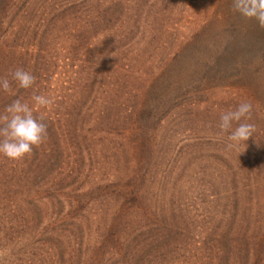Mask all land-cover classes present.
<instances>
[{
	"label": "rangeland",
	"instance_id": "374dc122",
	"mask_svg": "<svg viewBox=\"0 0 264 264\" xmlns=\"http://www.w3.org/2000/svg\"><path fill=\"white\" fill-rule=\"evenodd\" d=\"M49 2L12 0L11 15L15 18L16 25L21 22L23 33L17 34L18 38L13 41L14 46L8 51L7 59L10 58L11 61L0 64V69L10 74L19 67L35 76V82L29 89L19 88L11 81L10 76L11 86L14 87L11 90L10 102L15 98L27 102L36 112L40 111V114L44 115L43 118H52L47 120L62 133L58 141H54L53 136L47 133L46 141L39 145V157L43 156L42 153L48 150L50 145L55 144L56 154L49 166V172L56 170L59 165L61 170L72 169L74 174H81L80 178L69 181L71 184L69 183L66 191L67 198L73 196L75 186L79 185L77 189L81 190L86 199H93V205L96 195L102 191V185L114 182L111 187L113 192L123 187L128 176V167L133 168L136 160L140 158L139 162L143 163L144 160L149 164V174L159 176L157 182L160 188L167 187L164 192L153 185V188H157L154 192L158 191V202L164 205L165 210L171 209L167 214L169 221L173 219L171 214H175L176 220L182 217V225L189 228L181 242L174 241L170 245L169 255L165 258L166 264H252L256 247L264 241V58L258 57L247 64L248 70L243 72L245 66H242L240 72L230 71V74L220 80L202 79L197 65L189 62H171L170 56L174 53L182 54L185 49L192 48L198 51L203 49L201 43L193 41V38L195 39L200 27L208 21L218 24V20L213 19V13L219 0H96L102 4L109 2L114 11H110L113 16L121 14L130 17L137 10L142 13V20L134 24L135 30L140 26L135 39H132L134 51L141 50L143 46L139 33L141 30L151 29V32L157 33L145 51L148 60L144 58L140 61L136 58V74L142 76L144 81L139 85L135 83L134 90L138 96L133 102L125 99V106L108 105V97L102 95L104 88L99 89L98 84L91 87L92 83L88 85L83 77L79 78L82 74L78 75L82 66L90 61L88 56L97 54L96 49L91 54L90 51L84 50V46L82 50L74 48L77 43H74V35L78 32L83 11L76 14L77 11L71 12L69 6L78 2L82 6L83 0ZM96 7L103 9L102 6ZM66 9L67 14H62L61 11ZM98 32L101 37L104 36L102 31ZM126 34L128 36L130 32L127 31ZM126 34L123 32L124 38ZM78 39L83 42V39ZM115 52L120 54L118 50H114ZM114 53L112 52L110 57L115 58ZM41 64H45L43 72L36 68ZM105 64L107 68L111 66L108 70L117 71L116 66L113 67L108 61ZM120 64L126 62H116L117 66ZM77 84L87 86L86 90L90 93L76 110H71V104L67 101L69 91ZM147 86L149 89L152 87L156 93L166 88L169 91V99L167 105L162 104L158 109L160 112L153 114L155 118L151 121L152 125L147 133L151 141L147 138L149 143L138 145L133 150L131 146L134 142H139L141 137L138 121L135 119L148 114L147 107L143 108L142 100V94L149 91L146 90ZM34 95H45L52 103L46 107L35 105L32 101ZM244 101L252 105L251 118L234 122L233 128L243 122L252 124L254 130L247 141L229 146L228 135L231 129L221 131L218 127L219 117L223 112L234 110ZM76 114H79V118L74 122ZM49 128L51 126L47 124V130ZM74 129L76 138L73 135ZM67 132L71 134H64ZM146 150L150 151L149 154H145ZM45 158L47 159V156ZM110 159L116 161L115 166L108 165ZM258 159L261 162L257 167ZM114 168L116 173H113ZM232 175H235L247 190H242L237 202V214H232L233 220L227 221L216 218L215 215L221 206L226 204L222 198V179L226 176L232 178ZM159 178L164 180L159 181ZM98 200L100 201V198ZM99 201L95 202L99 205ZM105 201L107 202L106 199ZM171 203H174V207ZM89 204L88 209L91 207V203ZM244 204L246 206H243ZM98 205L95 203L92 208L95 210ZM106 206L112 211L110 204L107 203ZM39 208L41 225L37 239L34 238L39 241V260L45 251L46 243L45 246L52 243L58 252L66 254L67 257L74 253L75 256L85 258L87 246L92 244L89 236L94 234V226H91L94 223L86 224L88 231L81 229L85 232L80 233L82 236L77 242L79 245L74 244L73 238H69V242L66 237L53 231L52 237H44L41 234L47 216H43L51 211V207L46 203ZM241 208H244L243 215ZM90 214L92 213L85 214L86 221L93 218ZM241 216L245 217V221L239 220ZM104 217L106 218L105 214ZM221 232L230 236V241L237 235H250L244 247L247 254H238L232 242L224 243V248L219 242H213L212 251L209 238L220 235ZM218 238L216 240H219ZM218 250H222L223 254L218 256ZM205 255L211 260L205 259ZM92 257L98 259L99 255L93 254ZM3 258L5 257L0 253V260ZM23 258L25 260L27 257H19L21 260ZM261 258V264H264V251ZM49 263L50 261L44 258L35 264Z\"/></svg>",
	"mask_w": 264,
	"mask_h": 264
},
{
	"label": "trees",
	"instance_id": "16d2710c",
	"mask_svg": "<svg viewBox=\"0 0 264 264\" xmlns=\"http://www.w3.org/2000/svg\"><path fill=\"white\" fill-rule=\"evenodd\" d=\"M48 1L53 3L52 0ZM11 2L12 0H0V64L7 60L11 61L10 58L7 59L9 57L8 51L14 46L13 41L15 42L18 38L17 34L23 33V28H20L21 22L20 25H16V20L11 15ZM79 2L69 6L71 12L77 11L76 14L83 11L78 32L74 35V43L77 42L74 48L75 50H82L84 46V50L90 51L91 54L94 49L97 50L96 55L88 56L90 61L82 66L78 72V75L82 74L79 78L83 77L88 85L92 83L91 87L98 84L99 89L104 88L102 95L108 97V105H124L125 99L133 102L138 96L137 91L134 90L135 83L139 85L144 82L142 76L136 74L135 64L138 63L136 58L142 61L144 58L148 60L145 51L151 45L157 33L151 32V29L141 30L139 33L143 46L141 50L134 51L132 39H135L140 28L137 24L138 28L135 30L134 24L142 20L140 17L142 13H139V10L133 12L130 17L121 14L113 16V13L110 12L113 10L109 2L102 4L96 2V0H83L82 6ZM96 6H102L103 9L99 10ZM67 12V9L61 11L62 14H67ZM213 19H217L218 24L215 25L208 21L200 27L195 39L193 38V41L197 40L198 43H201L203 49L199 51L196 49V51L195 48H192L185 49L182 54L174 53L170 56L171 62H189L195 66L197 65L202 79L209 78L212 80L214 78L220 80L230 74V71L240 72L242 66L246 68L242 67L243 72L248 70L247 64L249 65L258 57H260L259 59L264 58V28H260L254 19H246L235 13L232 10V0H219L213 13ZM129 23L131 26L127 27L126 25H129ZM99 30L103 32V37L98 34ZM127 31L130 32L128 36ZM123 32H125L127 38H124ZM151 37L153 38L151 39ZM78 38L83 39V42ZM114 50H118L120 54L114 53ZM112 52L115 58L110 57ZM119 60H122L123 63L126 62V64L117 66L116 62L119 63ZM106 61L112 64L113 67L116 66L117 71L108 70L111 66L109 65L107 68ZM225 61L227 64H225ZM44 65H37L36 68L39 71L41 69L43 72L45 70ZM0 70V77H6L10 80V74H6L2 68ZM86 87L77 84L70 89L67 100L71 104L69 109L76 110L77 106L88 98L90 92L88 89L86 90ZM12 89L14 87L11 86ZM148 89L147 86L146 90ZM11 90L9 92L0 91V115L6 114L4 108L10 103ZM168 93L169 91L166 88L156 93L152 87L149 91L143 93L144 96L141 93L143 108L147 107L146 112L148 114L143 118L141 115L138 120L135 119L136 122L138 121L137 125L140 128L139 135L141 137L139 142L135 143L133 140L134 144L131 149L134 150L138 145L143 146L145 142L149 143L150 139L147 133L152 125L151 121L155 118L153 114L159 111L158 109L162 104L167 105ZM73 97L76 98L73 99ZM121 99L123 104H121ZM41 114L40 111L36 112L33 109L35 117L40 118L46 126L47 124L51 126L47 133L53 136L54 141H58L62 137L59 128H56L54 124L50 123L51 121L47 120H52V118H43L44 115ZM75 117L73 118L74 122L75 119L79 118V114H76ZM73 135H75V138L77 137L75 129ZM49 147L48 150L42 153L43 156L41 157H39V146L33 147L31 154L26 155L21 160H10L0 155V253L5 257L0 260V264H35L44 258L50 261L49 264H166L165 258L169 255L170 245L174 241L175 243L181 242L183 237H186L189 228L182 225L184 222L182 217H180V220H176L175 214H171L173 218L170 220L171 222L167 218V214L171 209L169 211L165 210L164 205L158 202L160 200L157 198L159 197L157 195L158 191L154 192L157 188H153V185L159 187V191L164 192L167 187L162 186L160 188L157 182L159 176L155 177V175L149 174V164L145 163L144 160L143 163L139 162L140 158L134 163V157V167H128V176L124 180L125 185L115 192L111 190L114 182L109 185L100 184L102 185V191L96 195L93 205L95 203L98 205L95 202L99 201L98 198H100V201L94 210L92 208L93 199L89 197L86 199L81 190L77 189L79 185L75 186L73 196L67 198L66 191L71 184L69 181L80 178L81 174L79 172L74 174L72 169L68 171L61 170L59 165L56 170L49 172V166L56 154L55 144ZM149 152V150H146L145 154H149ZM115 162L114 159H110L108 165L115 166ZM260 162L261 160L258 159L257 167ZM113 173H116L115 168ZM158 180H164V178ZM242 184L235 175H232V178L226 176L222 179L221 187L224 190L222 198L226 204L221 206L219 212L215 215L216 218L220 217L227 221L233 220L231 215L238 212L237 202L241 197L242 190H247V187ZM91 192L95 193L92 190ZM90 196L94 198L91 194ZM44 201L46 202L42 203ZM46 203L50 205L51 211L46 212L43 216H47V220L42 227L41 235L44 237H52L53 231L66 237L69 242L74 239V244L79 245L77 242L79 237L82 236L80 233L87 230L86 224L94 223L91 225L94 226V234L91 237L89 236L92 244L87 246L85 258L75 256L74 253L67 257L66 254L58 252L52 243L45 246L46 243L44 245L45 251L42 252L39 260V241L37 242L34 238L37 239L39 225H41L39 223L41 211L39 207ZM89 203H91V207L88 209ZM107 203L112 206V211L106 206ZM246 204L243 206H246ZM171 206L174 207V203H171ZM243 211L244 208H241V213ZM86 213H92L90 217L93 218L86 221ZM172 213L174 212L172 211ZM239 220L245 221V217L241 216ZM224 231L225 228H223ZM223 232L220 235H213L211 239L209 238L212 242V251L214 250L213 242H219L223 248L225 247L224 243L232 242L236 246L235 250L238 254H247L244 247L250 235H237L233 241H230V236L223 235ZM217 238L219 240H216ZM171 239H173L172 242ZM261 243L255 249L256 256L252 264L262 263L260 259H262L261 256L264 251V241L262 240ZM254 245L256 244L254 243ZM225 252L230 253V251ZM217 253L218 256L223 254L222 250H218ZM93 254H98V259L91 258ZM22 255L27 258L25 260L24 258L23 260L19 259V257L22 258ZM214 255L215 253H213ZM208 257V255H205V259L211 260Z\"/></svg>",
	"mask_w": 264,
	"mask_h": 264
},
{
	"label": "clouds",
	"instance_id": "9594fccd",
	"mask_svg": "<svg viewBox=\"0 0 264 264\" xmlns=\"http://www.w3.org/2000/svg\"><path fill=\"white\" fill-rule=\"evenodd\" d=\"M232 10L246 19H254L260 28H264V0H232ZM11 81L19 88L29 89L35 82V76L24 70L16 68L10 73ZM11 90L10 80L0 77V91ZM32 101L35 105L46 107L52 100L45 95H34ZM252 105L247 102L239 103L234 110L223 112L219 117L218 127L221 131L231 129L228 140L229 146L238 145L252 136L254 126L250 123L234 122L251 118ZM4 115H0V155L10 160H21L31 154L33 147L43 143L47 136V126L40 118L33 115V109L27 102L19 98L13 99L4 108Z\"/></svg>",
	"mask_w": 264,
	"mask_h": 264
}]
</instances>
